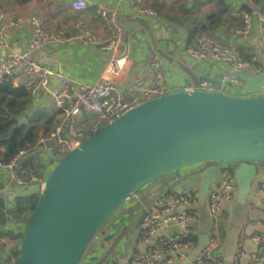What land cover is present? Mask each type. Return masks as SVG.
Returning <instances> with one entry per match:
<instances>
[{"label": "water", "instance_id": "obj_1", "mask_svg": "<svg viewBox=\"0 0 264 264\" xmlns=\"http://www.w3.org/2000/svg\"><path fill=\"white\" fill-rule=\"evenodd\" d=\"M122 24L127 47L129 37L142 28L150 52L170 63L177 81L188 77L197 86L205 78L218 90L180 89L147 100L67 152L43 187L16 186L11 199L39 197L22 230L17 264H80L98 230L126 199L169 173L178 179L164 191L175 190L179 178L188 177L182 169L193 164L202 167L197 187L201 203L224 163H240L234 169L240 194L253 191L257 164L264 163V69L248 78V95L224 94L219 78L197 74L196 65L165 50L147 18L134 16ZM236 86L244 89L243 84Z\"/></svg>", "mask_w": 264, "mask_h": 264}, {"label": "built area", "instance_id": "obj_2", "mask_svg": "<svg viewBox=\"0 0 264 264\" xmlns=\"http://www.w3.org/2000/svg\"><path fill=\"white\" fill-rule=\"evenodd\" d=\"M131 3L135 16H143L153 21L158 17L155 7L148 5L146 0H131ZM88 6V2L84 0H71V7L78 12L84 11ZM5 13L0 7V39L5 30L1 22ZM97 13L109 27L108 45L103 44L91 26L82 19L74 22L73 32L66 36L63 31L50 29L41 15L31 14L25 18L18 13L11 14L12 25L18 28L31 26L39 48H47L50 45L67 47L73 40H78L89 48L90 54L94 49H111L108 63L94 84L75 85L62 67L39 61L28 50H14L8 62L0 65V82L13 77L15 85L26 84L31 90V96L41 93L45 97L44 108L54 113L57 119L53 128L41 135L37 143L21 147L8 160H0V170L7 174L9 182L15 186L38 184L43 187L50 170L67 152L97 133L117 116L147 100L180 89L208 92L218 90L212 81L205 78L200 79L197 86L190 78L182 79L185 77L175 80L174 83L169 82L164 64L166 59L157 55L158 53L153 56L150 66L143 74L129 86L122 87L114 80L128 61L127 55L120 51L123 46L124 27L118 21L115 10L113 14L107 7L99 6ZM254 18L258 20L264 44V9L254 8V13H243V22L234 30V36L249 41L254 29ZM149 23L151 24L150 21ZM151 28L155 35L152 24ZM184 56H187L188 63L196 65V68L199 63L212 60L213 65L222 70V74H204L219 78L222 83L221 91L232 96L248 95L245 87L248 78L264 69V65L256 56L246 59L234 43L220 40L212 33L201 35L196 46L186 48ZM237 84H243L244 89L240 90ZM260 94L264 96V84L260 88ZM35 154L40 157L42 165L26 166L24 161ZM222 168L223 178L211 185L207 196L209 212L213 217H218L224 202L233 196L237 188L235 163L231 162V166L224 163ZM260 189L264 193V176ZM198 201L197 188L162 191L157 194L140 221L143 238L149 240L148 245L135 253L128 264H173L176 260L186 259V250L192 245L191 235L194 233L193 225L197 219L195 204ZM1 223L6 226L8 223H17V213L0 201V226ZM168 225L176 226L177 231L162 234V229ZM0 255L5 258L8 252L0 251ZM2 264H14V260L4 259ZM190 264L224 262L215 252L203 250ZM232 264L241 263L236 258Z\"/></svg>", "mask_w": 264, "mask_h": 264}, {"label": "crops", "instance_id": "obj_3", "mask_svg": "<svg viewBox=\"0 0 264 264\" xmlns=\"http://www.w3.org/2000/svg\"><path fill=\"white\" fill-rule=\"evenodd\" d=\"M89 6L82 12H78L71 7V0H27L19 3L15 0H0V7L6 12L1 20L5 27L4 35L0 39V65L8 62L14 50L31 51L39 61L47 62L53 66L62 67L73 79L74 84H94L99 78L102 70L106 67L111 56V49L102 51L94 49L90 54L89 48L78 40H73L70 46L60 48L58 45H50L47 48H39L36 43L35 34L31 26L18 28L10 23L11 14L18 13L28 18L31 14L43 16L50 29L63 31L66 36L73 32L74 22L82 19L86 21L96 32L101 42L105 45L110 41V30L106 22L97 13L99 6H105L116 11L117 19L122 24V20L133 18L135 15L131 0H84ZM186 0H146L147 4L155 7L158 17L155 21L149 19L155 30V37L165 50H169L176 58L185 60L186 48L191 28L198 19L205 18L208 10L199 8L196 13L185 14L178 12L176 6ZM201 2L206 0H199ZM231 7L230 15L239 16V9L245 5L251 8L250 12L262 8L254 0H224ZM175 7V8H174ZM254 29L249 41L234 36V31L222 32L223 40L229 39L234 43L241 54L246 59L256 56L264 65V44L259 30V23L256 18L253 21ZM125 30V26L122 24ZM221 32V31H220ZM205 32H201L199 36ZM218 35H220L218 33ZM198 36V38H199ZM129 47L123 42L120 51L127 55L128 61L124 69L115 77V82L122 87H127L135 81L140 74H143L151 64V60L157 53L150 52L148 48L149 39L142 28L137 29L128 39ZM159 55V54H157ZM165 60V59H164ZM167 69V80L176 82L175 77L169 72L172 68L165 60ZM177 73L180 70L175 69ZM219 71V74L217 72ZM197 74L209 73L212 76H220L222 70L213 65L212 60L199 63L196 68ZM182 74V73H181ZM180 79V78H179ZM189 80L188 77L182 78ZM176 80V81H175ZM45 97L41 93L31 96L27 105L13 113L16 125L24 124L29 126L32 120L38 118L40 110L44 108ZM1 104V103H0ZM2 105V104H1ZM40 119L45 117L39 116ZM54 119V118H53ZM56 119V117H55ZM57 120V119H56ZM56 124V123H55ZM15 125V126H16ZM240 164V163H239ZM239 164L235 165L236 169ZM258 172L252 181V192L243 195L239 193V185L233 196L227 199L218 215L211 216L208 201L204 203L198 201L195 204L197 219L194 222V236L192 245L186 250L187 258L183 261L176 260L173 264H190L195 256L203 251L215 252L223 260L224 264H232L236 258L241 264H264V193L261 191V180L264 176V163L258 162ZM201 164H193L182 169L188 177L179 178L175 190L197 188L199 183ZM224 170L218 169L216 178L212 184L216 183L219 174ZM178 179L177 174L169 173L158 180L147 184L143 189L135 193L136 202L129 204L122 212L128 215L132 212L135 221L108 220L105 222V230L100 237L92 240L90 248L83 255L80 264H128L131 257L141 251L148 244V239L143 238L140 218L145 209L153 202L154 197ZM15 185L9 182L8 176L0 170V201L11 210L14 206L10 197L15 192ZM134 195V194H133ZM111 218V217H110ZM25 222L15 224L8 223L7 226L1 223L0 243H3L0 251L10 253V246L17 239L14 238L16 231L24 228ZM19 225L22 226L19 229ZM174 225H168L161 231L162 234H172L177 231ZM4 258L0 255V264Z\"/></svg>", "mask_w": 264, "mask_h": 264}, {"label": "trees", "instance_id": "obj_4", "mask_svg": "<svg viewBox=\"0 0 264 264\" xmlns=\"http://www.w3.org/2000/svg\"><path fill=\"white\" fill-rule=\"evenodd\" d=\"M15 1L24 3L27 0ZM254 1L262 9H264V0ZM209 7L210 9L208 10ZM199 8H203L208 11L204 15L205 18L198 19L196 24L191 28L187 48L198 44V40L200 38L199 34L201 32L212 33L218 39L223 40V36L218 35V33L221 31L224 35L226 30L234 31L240 24H242L243 13L250 12L251 10L248 6L243 5L239 9L240 13H242L241 15H230L232 9L224 0H206L203 2L199 0H186L178 7L176 6L178 12L185 14L196 13ZM12 80L13 77H8L0 82V103L3 105H0V160H8L21 147L37 143L40 136L53 128L57 122L55 119L56 115L54 113L48 111L47 109H42L38 114V118L32 120L28 127L22 124L14 129L16 121L13 118V113L27 105L31 98V90L25 83L15 85ZM39 116H43L45 118L41 120ZM24 164L26 166L33 167L35 165H42V162L40 157L35 154L29 159H26ZM38 199V195H28L13 199L14 206L12 210L17 213V223L27 221ZM1 200L4 201L3 199ZM14 238L17 239V241L10 246L11 254L8 253L6 259L14 260V264H17L21 251L23 231L15 230ZM191 239H195L194 234L191 235ZM2 245L3 243H0V248Z\"/></svg>", "mask_w": 264, "mask_h": 264}, {"label": "rangeland", "instance_id": "obj_5", "mask_svg": "<svg viewBox=\"0 0 264 264\" xmlns=\"http://www.w3.org/2000/svg\"><path fill=\"white\" fill-rule=\"evenodd\" d=\"M1 1H3V2H5V1H7V0H1ZM0 5H2L1 3H0ZM56 164V163H55ZM190 167V166H189ZM201 173V172H200ZM158 180V179H157ZM144 188V187H143ZM140 189L141 191L142 190H144V189ZM139 190V191H140ZM134 197H136V195L134 194V195H132L131 197H129L128 199H126L125 201H124V203L119 207V209H117V211H115L113 214H112V216H111V218L108 220V222L106 223V224H108L111 220H114V219H118L119 221L120 220H126V221H135V216H134V214L132 213V212H130L128 215H123L122 214V212L125 210V208L129 205V204H133V203H135L136 201L135 200H132L131 201V199H136V198H134ZM26 223V222H25ZM24 226H25V224H24ZM105 227H106V225H103L99 230H98V232L96 233V235L94 236V238H93V241L94 240H96V239H98L99 237H100V235H101V233H103L104 232V230H105ZM23 231H24V229H22ZM92 241V242H93ZM91 245V244H90ZM88 248H90V246L88 247ZM88 250V249H87ZM86 250V251H87ZM85 254H86V252H85Z\"/></svg>", "mask_w": 264, "mask_h": 264}, {"label": "bare ground", "instance_id": "obj_6", "mask_svg": "<svg viewBox=\"0 0 264 264\" xmlns=\"http://www.w3.org/2000/svg\"><path fill=\"white\" fill-rule=\"evenodd\" d=\"M110 11H111V13H113L114 14V10L113 9H111V8H108Z\"/></svg>", "mask_w": 264, "mask_h": 264}]
</instances>
